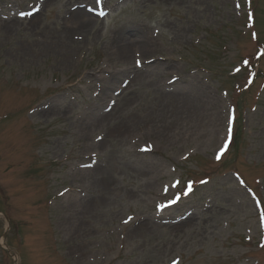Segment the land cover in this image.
I'll return each mask as SVG.
<instances>
[{
  "label": "rangeland",
  "instance_id": "rangeland-1",
  "mask_svg": "<svg viewBox=\"0 0 264 264\" xmlns=\"http://www.w3.org/2000/svg\"><path fill=\"white\" fill-rule=\"evenodd\" d=\"M0 264H264V0H0Z\"/></svg>",
  "mask_w": 264,
  "mask_h": 264
},
{
  "label": "snow or ice",
  "instance_id": "snow-or-ice-1",
  "mask_svg": "<svg viewBox=\"0 0 264 264\" xmlns=\"http://www.w3.org/2000/svg\"><path fill=\"white\" fill-rule=\"evenodd\" d=\"M228 141H226L225 145H224V148L221 150V152L218 154L217 156V159H220L221 156H223L224 152L228 149V142H230L231 140V133H232V128H231V121H230V124H229V129H228ZM144 151H148V149H143ZM192 191V185L189 184L188 187H187V190L185 192V195H187L188 193H190ZM175 202V201H173Z\"/></svg>",
  "mask_w": 264,
  "mask_h": 264
}]
</instances>
